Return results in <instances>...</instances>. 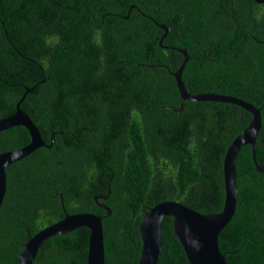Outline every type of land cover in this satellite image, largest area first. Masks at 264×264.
<instances>
[{"label":"trees","instance_id":"16d2710c","mask_svg":"<svg viewBox=\"0 0 264 264\" xmlns=\"http://www.w3.org/2000/svg\"><path fill=\"white\" fill-rule=\"evenodd\" d=\"M136 7L146 12L141 0H0V118L14 110L24 88L35 85L19 106L45 142L49 126L55 131L50 147L28 157L33 167L5 170L16 190L6 188L0 204V264H13L21 243L62 215L50 196L60 189L70 213L87 208L93 194L106 196L111 212L101 220L103 264L136 263L139 219L160 201L203 214L220 210L221 158L246 116L237 124L219 102L202 103L211 109L197 111L199 102L184 100L177 111L171 77L177 56L145 50L149 42L139 30L132 36L124 17L130 9L127 17L139 29ZM185 74L184 83L191 69ZM28 141L22 126L0 131V152ZM241 148L234 213L218 232L217 245L227 264H264L258 231L243 219L247 209L254 215L259 202L264 207V198ZM102 150L111 155L107 164L97 157ZM160 231L155 264H187L169 216ZM87 235L78 227L45 239L35 264H85Z\"/></svg>","mask_w":264,"mask_h":264},{"label":"flooded vegetation","instance_id":"af4514ba","mask_svg":"<svg viewBox=\"0 0 264 264\" xmlns=\"http://www.w3.org/2000/svg\"><path fill=\"white\" fill-rule=\"evenodd\" d=\"M141 2L143 7L146 6L147 8L145 9L146 12H141L137 7L135 9L141 12L139 29L132 19L127 17L130 9H127L124 17L127 20V26L130 27L132 36L139 30L137 32L140 37L143 34L145 38H141L148 40L149 47H145V50L152 52L157 48L177 56L176 63L178 64L171 71V77L173 79L172 73L179 67V78L186 93L196 96L222 95L228 97L230 101L219 103H224L226 112L234 114V120H236L237 124H242V116H246V124L243 128L246 127L251 119V111L242 108L238 103L245 102L258 112L259 123L253 137V144L244 143L240 148H244L242 155L244 163L249 161L253 165V172L249 173L250 179L254 178L255 188L260 198L263 199L264 171L258 170L264 168V150L259 152L261 147L264 148V118H262L264 116V0H141ZM132 36H130V41ZM186 68L191 69V76L189 81L184 83ZM173 85L176 88L174 79ZM34 86L27 93H32ZM183 101L179 95L177 111L182 109ZM190 102H199L195 104L197 111L198 108L202 110V108L206 107L201 106L200 104L202 103H217V101L211 100ZM207 107L211 109L209 104ZM48 130V142L41 138L38 131L43 142L42 145L35 148L25 157L7 165L4 171L8 170V173L12 174L33 167L35 162L33 159H28V157H32L33 153L40 147H50L54 141V129L49 126ZM78 143L79 141L76 140V144ZM64 146L70 149L67 144H64ZM104 151L102 150V155L97 157L103 158L102 161L107 164V157L110 158L111 155L108 156ZM53 157L57 158L55 154H53ZM5 178L4 193L6 188H8V192L12 193V190H16V188L11 184L13 182L9 183L6 172ZM106 190L108 193V187ZM64 191L60 189V191H54L50 195L54 198L57 209L62 214L57 220L62 218L65 213L87 212L95 215L103 214L104 210L101 206L107 207L111 212V208L103 202L106 196L93 194L90 200L86 199L87 208L84 206L82 211L70 213L68 212L70 200L64 197ZM243 206L247 205L243 203ZM252 211L253 209L251 208L246 210L243 217L245 219L244 224L258 231L260 238L258 243L263 246L264 252V207L262 203L259 202V205L255 208L254 215ZM246 220L247 222H245ZM84 229L86 228L84 227ZM24 230L26 231L25 228ZM258 243L253 242L254 247L257 248ZM21 245L15 253L13 264L16 263V257ZM34 260L35 257L32 264H35Z\"/></svg>","mask_w":264,"mask_h":264},{"label":"water","instance_id":"95a60500","mask_svg":"<svg viewBox=\"0 0 264 264\" xmlns=\"http://www.w3.org/2000/svg\"><path fill=\"white\" fill-rule=\"evenodd\" d=\"M260 1V0H257ZM181 67V66H180ZM180 68L173 73L176 89L181 100L189 101H230L228 97L212 95H190L186 93L179 78ZM31 87L24 88L19 99L15 102L14 110L0 118V131L13 126H22L28 133L30 140L27 144L0 152V204L5 191V167L15 162L35 148L42 145L39 132L28 115L22 111L19 104ZM242 108L251 111V119L226 146L221 160L222 175V205L218 212L199 213L176 201H160L148 207L138 222L140 249L136 264H155L160 252L161 220L164 216L171 218L172 234L179 242L187 264H227L224 252L217 246V234L230 220L236 203L235 158L236 153L244 143L253 144V137L258 129L259 115L245 102L238 103ZM251 108V109H250ZM258 171H264V168ZM103 214L65 213L62 218L52 222L28 237L21 245L15 264H32L38 246L45 239L64 234L78 227H85L88 231L86 264H103V235L101 220L110 214L107 207L101 206Z\"/></svg>","mask_w":264,"mask_h":264},{"label":"bare ground","instance_id":"6f19581e","mask_svg":"<svg viewBox=\"0 0 264 264\" xmlns=\"http://www.w3.org/2000/svg\"><path fill=\"white\" fill-rule=\"evenodd\" d=\"M161 253V252H160Z\"/></svg>","mask_w":264,"mask_h":264},{"label":"clouds","instance_id":"9594fccd","mask_svg":"<svg viewBox=\"0 0 264 264\" xmlns=\"http://www.w3.org/2000/svg\"><path fill=\"white\" fill-rule=\"evenodd\" d=\"M184 254V253H183Z\"/></svg>","mask_w":264,"mask_h":264}]
</instances>
